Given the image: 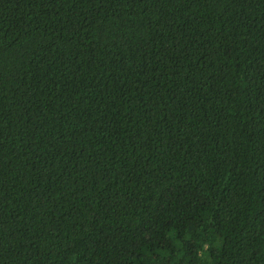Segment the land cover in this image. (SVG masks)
<instances>
[{
  "label": "trees",
  "instance_id": "16d2710c",
  "mask_svg": "<svg viewBox=\"0 0 264 264\" xmlns=\"http://www.w3.org/2000/svg\"><path fill=\"white\" fill-rule=\"evenodd\" d=\"M0 264H264V0H0Z\"/></svg>",
  "mask_w": 264,
  "mask_h": 264
}]
</instances>
